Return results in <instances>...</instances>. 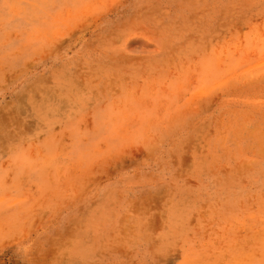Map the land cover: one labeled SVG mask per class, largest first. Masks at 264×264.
Here are the masks:
<instances>
[{
    "label": "rangeland",
    "instance_id": "obj_1",
    "mask_svg": "<svg viewBox=\"0 0 264 264\" xmlns=\"http://www.w3.org/2000/svg\"><path fill=\"white\" fill-rule=\"evenodd\" d=\"M0 264H264V0H0Z\"/></svg>",
    "mask_w": 264,
    "mask_h": 264
}]
</instances>
